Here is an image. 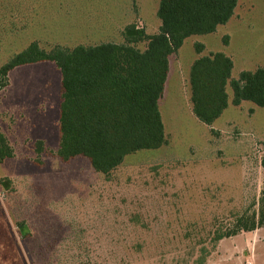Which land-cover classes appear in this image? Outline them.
<instances>
[{
  "label": "rangeland",
  "instance_id": "rangeland-1",
  "mask_svg": "<svg viewBox=\"0 0 264 264\" xmlns=\"http://www.w3.org/2000/svg\"><path fill=\"white\" fill-rule=\"evenodd\" d=\"M158 2L0 0V66L33 41L49 51L133 36L143 51L160 25ZM231 19L188 36L172 54L179 74L159 100L165 144L128 154L107 176L83 156L59 158L56 130L30 133L23 113L0 114L14 148L0 163V264H264V227L212 239L264 193V110L247 101L255 113L244 104L226 113L230 121L207 127L192 113L184 66L196 43L223 49L224 31L236 61L263 59L264 0H238ZM53 68L49 85L61 92ZM27 84L22 76L15 82Z\"/></svg>",
  "mask_w": 264,
  "mask_h": 264
},
{
  "label": "trees",
  "instance_id": "trees-1",
  "mask_svg": "<svg viewBox=\"0 0 264 264\" xmlns=\"http://www.w3.org/2000/svg\"><path fill=\"white\" fill-rule=\"evenodd\" d=\"M237 1L159 0L156 15L160 25L156 33L146 36L143 51L132 45L133 36L123 43L56 46L49 51L33 41L0 66V89L7 85L12 68L53 62L61 75L56 154L64 161L83 156L94 171L107 176L128 154L165 144L158 101L169 55L188 36L212 33L226 23ZM194 49L200 54L204 46L196 43ZM231 68V59L222 52L199 56L192 62L190 101L200 122L211 125L227 107V84L232 89V104L247 100L264 110V65L240 72L237 79L230 78ZM35 150L42 153L43 142L37 141ZM13 154L0 130V163ZM257 202L256 208L254 204L251 211L239 214L230 229H215L213 241L264 227V193Z\"/></svg>",
  "mask_w": 264,
  "mask_h": 264
},
{
  "label": "crops",
  "instance_id": "crops-1",
  "mask_svg": "<svg viewBox=\"0 0 264 264\" xmlns=\"http://www.w3.org/2000/svg\"><path fill=\"white\" fill-rule=\"evenodd\" d=\"M236 7H237V5H236ZM236 7H235V9H236ZM235 9H234V12H235ZM233 17H234V13L229 18L228 21H230L231 18H232L231 19V21H232ZM226 23L218 25L216 27V29H218L221 25L225 26ZM214 32H212V33H214ZM208 34H211V33H208ZM221 35H223L221 37L222 39L224 37L227 38L226 43L223 42V45H222L223 49L220 50V49L210 48L206 44V43H208V41H207L206 43H202V45L204 46L203 51L200 54L196 53L195 57H193L190 61H188L186 64H184V66L186 65L187 79H189V70H190V66H191L192 62L197 57L206 56L209 53L222 52L231 59L232 68H231L230 78H232V79H237L239 76V73L242 71H254L257 68L262 67L264 65V58L261 60H258L257 58H253V57L249 58L248 57L247 59H245L243 61L242 60L236 61L234 59V55L232 53V50H230L231 49L230 47L232 44L231 37L225 31H224V33L222 32ZM186 39H184V41ZM179 49H180V47L177 49V51H176L177 53L179 52ZM176 52H174V53H176ZM174 53H172V54H174ZM172 54L169 55V57H168V73H167L166 81L164 84L163 93L165 92V87L167 85H169L168 81L171 80L172 77L176 78V74H179V72H178L179 67L177 69H175L176 66H174V70H173L172 62H171ZM178 62H180V61H178ZM53 64L54 63L51 61H39V62H35V63L18 65L16 67L12 68L7 74L8 83H7L6 87H4L2 89L4 92H2V95L0 98V114L5 113V114H8L9 116L15 117L14 119H17V117L20 116V113H23L25 115V121H27V123L29 124L30 133H38L39 132L38 134H42V132L46 128L49 129V127H50L52 129L51 132L54 134L55 130H56L57 137H59V130H57V128H58L57 126H58V118H59V104H60L61 92H59V90H58V92H55V90L53 91L52 86L49 85V83L53 79V78H51L52 75L56 79V74H54ZM34 74L36 76H34ZM21 76L23 77V80L25 79V83L28 80V84L25 87L23 85L15 86L16 79L21 78ZM34 77H35V79H34ZM50 78H51V81H49ZM60 80H61V75L59 72V75H58V84L59 85H60ZM30 82H33V83H30ZM188 85H189V80H188ZM11 87H14V88H11ZM60 87H61V85L59 86V88ZM22 88H26V92ZM189 92H190V85H189ZM163 93H162V95H163ZM226 93L228 96L227 107L222 111L221 115L217 119H215L211 125L207 126L211 129L212 128L214 129L215 125L221 119L224 120V123L231 120V119H226L228 117V116L226 117V115H227L226 113L228 111L233 112L234 108H241L244 104H247L246 103L247 100L241 101V103L239 105L232 104L233 93H232V89L229 86V84L226 85ZM189 97H190V94H189ZM161 98H162V96H161ZM249 102H251V101H249ZM251 103H253V102H251ZM247 105L249 107L248 109L252 113H255L254 106L251 104H247ZM41 106H44V107L40 108ZM158 107H159V101H158ZM191 110H192V104H191ZM160 115H161V113H160ZM0 130L2 131V133L6 137L9 136L8 125L7 124L3 125V123L1 122V119H0ZM13 131H15V128L11 127V132L13 133ZM39 138L41 139L40 141L43 142L44 137H42L40 135ZM7 139H8V137H7ZM56 144H57V149H58L59 141H57ZM57 149H56V152H57ZM13 150H14V148H13ZM20 225H22L25 228V226L23 224H19L18 226H20ZM9 231L11 232L12 228L10 229V227H9ZM25 236H26V233H25ZM10 237H12V236L10 235ZM11 248H12V246H11Z\"/></svg>",
  "mask_w": 264,
  "mask_h": 264
},
{
  "label": "water",
  "instance_id": "water-1",
  "mask_svg": "<svg viewBox=\"0 0 264 264\" xmlns=\"http://www.w3.org/2000/svg\"><path fill=\"white\" fill-rule=\"evenodd\" d=\"M126 33H127V35H133L135 33V31L128 30Z\"/></svg>",
  "mask_w": 264,
  "mask_h": 264
}]
</instances>
